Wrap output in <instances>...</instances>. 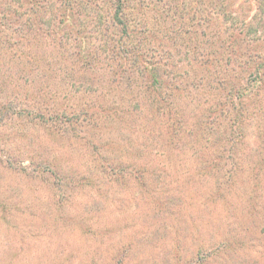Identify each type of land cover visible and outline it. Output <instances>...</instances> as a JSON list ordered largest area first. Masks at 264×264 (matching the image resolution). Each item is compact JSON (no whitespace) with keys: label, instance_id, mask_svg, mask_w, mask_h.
<instances>
[{"label":"rangeland","instance_id":"rangeland-1","mask_svg":"<svg viewBox=\"0 0 264 264\" xmlns=\"http://www.w3.org/2000/svg\"><path fill=\"white\" fill-rule=\"evenodd\" d=\"M234 5L223 23L256 31L237 55L246 88L264 62V3ZM173 11L145 14L161 30L142 47L155 49L147 70L105 36L89 71L67 58L74 39L26 58L2 38L0 264H264V70L236 109L228 57L196 52Z\"/></svg>","mask_w":264,"mask_h":264},{"label":"trees","instance_id":"trees-1","mask_svg":"<svg viewBox=\"0 0 264 264\" xmlns=\"http://www.w3.org/2000/svg\"><path fill=\"white\" fill-rule=\"evenodd\" d=\"M186 1H188L187 5ZM237 1L247 0H0V34H4L0 37V41L4 38L5 45L9 47L22 45V56L25 54L26 58L27 56L31 58V52L28 53L25 48H29L30 51L32 45L44 44L45 47H51L61 54L67 38L74 39L73 55L67 58L74 63L79 61L82 69L89 71L93 70L95 60L100 56L98 49L102 46V42L96 43L95 40L99 38L96 36H105L106 47L110 46V43L114 45L112 42L115 41L114 48H117L120 54H124L123 61L126 62L127 56L131 53L134 56V66L140 63L147 70L146 63H149L147 58L153 54L152 51L155 52V49L142 47L145 45V40L150 43L155 42L161 30L154 31L147 24L145 14L152 10L158 12L164 6L167 8L169 4L170 9L174 8L173 12L177 14L175 18L180 19V22L184 19L187 21V23H178L175 29L176 35L184 33L189 40H195V44L198 45L195 51L204 53L206 59L210 61H221L225 56L228 57L231 67L227 69L226 77L231 88L226 94L229 98H233L235 103L233 102L232 106L236 104L235 108L239 109L241 104L239 99L251 94L257 95L256 89L261 83L260 70H264V62L259 63L249 72V78L252 75L254 77L250 79V86L245 88L241 75L246 74L247 61L240 64L237 55L242 48L249 51L255 48L253 44L244 43L243 37L253 35L256 31L248 25L251 21L242 22L241 27H234L231 24L226 25L221 19L234 12L232 8L237 9L234 5ZM260 1L264 3V0ZM18 3L23 12L14 8V4ZM187 6H192V11L187 12L185 10ZM259 8L264 12L262 6L259 5ZM200 12L202 15L198 16ZM188 13H191V17L186 18ZM77 23H82L83 27L78 26ZM118 26L119 32L116 34ZM200 28L204 31H199ZM111 30L114 33L111 34ZM209 34L214 36V40H211L212 47H209L210 43H202ZM226 52L227 55H224ZM110 57L113 61H118L114 50ZM251 61L254 62L252 57ZM232 64L235 66L234 69ZM124 65V62L117 65L122 68V72L125 71ZM237 69L239 70L236 71ZM230 70L232 73L229 72ZM149 72L154 87L164 84L160 81L161 75L156 68H149ZM112 81L113 83L120 81L115 73L112 75ZM127 85L132 86L130 83ZM133 86L136 87L135 84ZM240 117L239 110H236V119L233 120L232 126L241 122Z\"/></svg>","mask_w":264,"mask_h":264}]
</instances>
